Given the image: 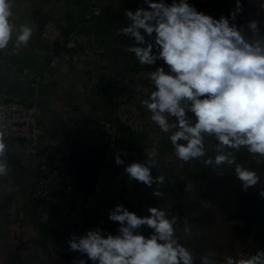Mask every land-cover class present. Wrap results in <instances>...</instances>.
Returning <instances> with one entry per match:
<instances>
[{"label":"crops","instance_id":"crops-1","mask_svg":"<svg viewBox=\"0 0 264 264\" xmlns=\"http://www.w3.org/2000/svg\"><path fill=\"white\" fill-rule=\"evenodd\" d=\"M188 2L218 19L227 16L229 4L236 0ZM90 3L15 0L13 21L28 24L33 35L26 47L14 48L13 37L8 48L0 50V90L12 100L29 103L31 81L40 74L36 100L44 131L39 155L6 137L11 172L0 177V264H75L80 258L92 264L70 251L66 241L70 234L83 236L96 227L115 235L119 224L108 214L116 205L139 216L149 215V207L164 208L176 219L178 239L197 264L204 255L224 264L229 255L264 249V198L259 195L264 190V162L258 163L244 149L235 153L238 163L261 177L260 184L247 191L232 168L214 170L202 161L181 166L168 134L140 103L151 90L147 72L161 66L167 71V66L163 61L140 65L128 52L134 41L119 31L130 23L126 10L148 6L144 0H95L101 12L84 20ZM47 22L49 38H42ZM72 29L79 41L67 46L64 35ZM53 55L59 60L49 66ZM102 119L116 125L119 142L137 144L145 157L152 147L158 149L159 164L152 175L164 177L162 186L129 182L124 169L132 162L115 163L100 128ZM38 161L55 172V201L49 207L41 204L35 189ZM154 189L163 196L153 195ZM185 228L190 235H184ZM141 232L147 237L150 229Z\"/></svg>","mask_w":264,"mask_h":264},{"label":"clouds","instance_id":"clouds-1","mask_svg":"<svg viewBox=\"0 0 264 264\" xmlns=\"http://www.w3.org/2000/svg\"><path fill=\"white\" fill-rule=\"evenodd\" d=\"M147 8L126 10L130 21L119 31L134 43L128 52L143 66L163 61L165 67L147 72L151 90L140 101L150 113L151 121L168 134L173 155L183 166L193 161L214 170L232 168L242 188L257 186L261 177L236 160L241 149L264 162V33L260 21L244 26L234 21L242 11L241 0L228 16L218 18L197 11L188 0H144ZM15 0H0V50L26 47L33 29L26 23L17 25L13 17ZM264 7V5H261ZM147 38V39H146ZM150 41V42H149ZM146 45V46H145ZM154 48L156 49L154 51ZM189 113L192 116H189ZM170 118H172L170 120ZM6 125L0 115V177L7 178L8 160ZM206 138L208 144L206 146ZM213 155H209V153ZM159 151L152 147L144 162L125 167L129 182L147 187L162 186L163 176L153 177L158 167ZM117 165L124 161L118 153ZM153 195L163 192L154 189ZM259 195L264 198V190ZM149 215L139 216L123 205L109 210L108 219L119 224L117 233H105L100 227L83 236L70 234L69 250L86 256L92 264H197L194 254L180 243L176 219L164 208L149 207ZM150 229L146 237L141 229ZM184 229V235H190ZM75 264H86L82 258ZM199 264H216L208 255ZM224 264H264V249L254 254L240 253L225 257Z\"/></svg>","mask_w":264,"mask_h":264},{"label":"built area","instance_id":"built-area-1","mask_svg":"<svg viewBox=\"0 0 264 264\" xmlns=\"http://www.w3.org/2000/svg\"><path fill=\"white\" fill-rule=\"evenodd\" d=\"M90 2L88 10L83 15L84 20H88L101 12V7L95 3V0H90ZM241 3L242 11L237 14L234 22L238 26H244L245 34L250 36L251 33L247 30V24L251 20H257L261 22L259 25L261 33L264 32V7H261L264 5V0H241ZM235 4L236 2L229 4L227 16L234 10ZM48 25L47 22L41 31L42 38H49ZM64 39L67 46H73L79 41V34L75 29H72L64 35ZM58 60L59 57L53 55L48 65L53 66ZM40 79L41 75L37 74L31 81L32 92L29 103L12 100L0 90V115L3 116L6 125V137L18 139L26 152L36 155L41 153L40 144L44 131L43 122L40 119L39 104L36 100ZM100 128L114 157L119 153L123 161L144 162L146 160L137 144L118 141L117 127L111 120L102 119ZM37 170L36 193L43 206H52L55 200L51 192V182L55 178V172L44 161L37 162Z\"/></svg>","mask_w":264,"mask_h":264},{"label":"rangeland","instance_id":"rangeland-1","mask_svg":"<svg viewBox=\"0 0 264 264\" xmlns=\"http://www.w3.org/2000/svg\"><path fill=\"white\" fill-rule=\"evenodd\" d=\"M262 33H264V32H262Z\"/></svg>","mask_w":264,"mask_h":264}]
</instances>
